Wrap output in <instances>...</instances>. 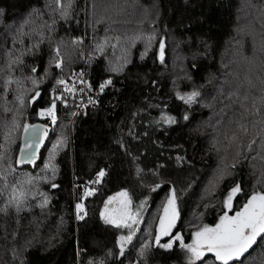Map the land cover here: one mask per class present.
<instances>
[{
  "label": "trees",
  "instance_id": "trees-1",
  "mask_svg": "<svg viewBox=\"0 0 264 264\" xmlns=\"http://www.w3.org/2000/svg\"><path fill=\"white\" fill-rule=\"evenodd\" d=\"M245 23L261 38L239 33ZM80 38L96 54L87 101L55 102L38 159L17 165L24 124L46 121L56 79L79 69ZM119 189L139 208L132 228L100 214ZM173 190L179 218L157 244ZM253 192L264 193V0H0V264H190L181 244L195 227ZM194 264L220 262L205 252ZM230 264H264V238Z\"/></svg>",
  "mask_w": 264,
  "mask_h": 264
},
{
  "label": "snow or ice",
  "instance_id": "snow-or-ice-1",
  "mask_svg": "<svg viewBox=\"0 0 264 264\" xmlns=\"http://www.w3.org/2000/svg\"><path fill=\"white\" fill-rule=\"evenodd\" d=\"M162 55L163 51L161 46V57ZM59 83L63 84L65 82L59 81ZM110 83V80L106 82V84ZM106 84L100 86L101 91H103ZM68 90L71 91V89ZM37 95H39V93H37ZM198 95V92H193L187 97L181 96L180 99L184 100L185 103L191 104ZM57 99H60V97H57ZM55 108L56 103L55 100H53L51 107L42 111L40 115L44 116L46 114L51 118L52 123L55 124ZM169 121L171 122V118H169ZM239 130L246 132L245 125L240 124ZM23 131L25 134V145L21 150V158L31 160L35 157V148L38 146V143H31L28 140V137H39L42 139L43 136L47 134V129L26 124L23 127ZM225 135L227 137L228 133H225ZM236 140L237 131L233 130L231 141ZM59 143H64V141H60ZM253 143H255V141H253ZM54 172L55 169H53V174ZM103 176L104 172L101 171L98 175L97 182H99V178ZM52 187H56V185H52ZM238 192H240L239 185L232 188L228 193L224 202L225 207L228 210L232 209L233 198ZM92 194V191L85 192V196ZM25 198L26 194L23 191L14 192L9 204L13 205L16 208V211L19 212ZM113 202H117L119 207L110 211L108 205L113 204ZM131 203V199L126 191L118 193L115 197H111L105 204V212L102 213L105 222L113 224L116 227L126 228H132L134 224L139 223L136 218L137 214L132 212ZM46 204L47 199L44 200L41 206L43 207ZM77 208L83 211L82 204H78ZM4 211H6V209H0V212ZM163 212L164 215L160 218L159 222V235L156 237L157 244H159L160 236L171 235V230L175 227L176 221L179 218L174 190L167 205L164 207ZM80 218L82 219L83 217L81 216ZM194 235L195 239L192 244H181V246L187 249L191 254L189 257L190 264H194L196 260H200L204 257L205 252L214 254L215 259L219 261L220 264H230V262L239 261L241 257H243L244 254L256 244L258 237L264 238V193H254L234 215L229 216L228 213L225 212V214L220 217L219 223L216 224L215 227L205 226ZM131 239V235L128 237H120L121 250H123L124 243L130 242ZM175 240L182 241V237L177 235L174 237L173 241L160 246L171 248ZM145 247H147V245H145Z\"/></svg>",
  "mask_w": 264,
  "mask_h": 264
},
{
  "label": "rangeland",
  "instance_id": "rangeland-1",
  "mask_svg": "<svg viewBox=\"0 0 264 264\" xmlns=\"http://www.w3.org/2000/svg\"><path fill=\"white\" fill-rule=\"evenodd\" d=\"M238 32L239 33H243V34H248L249 36H250V38H261V36L259 35V34H256V32H257V30L250 24V23H245L239 30H238ZM79 41H81V44H80V52H81V62H80V66L78 67L79 69H81L82 71L83 70H85L84 68H87V64H88V62L87 63H85V62H83L84 60H86V61H91L92 60V56H94V55H96L94 52H91V51H89L88 49H87V45H86V43H85V38H80L79 39ZM159 54H161V49L159 50ZM83 62V63H82ZM78 69V70H79ZM77 70H75V71H73L72 73H71V75L69 76V77H63V76H61V77H59V78H57L56 80L57 81H55V85H53L52 87H51V91H52V94H53V98L50 100V101H48L43 107H41V108H38V114L40 115V113L42 112V111H45L46 109H48V108H50L51 107V105H52V102H53V100H55V102H61V101H63L62 99H57V97H59V88H61V86H62V84L61 83H59V81H67V80H69L70 78H71V76L76 72ZM67 99H68V103H69V106L72 108V104H73V102H74V99H72L71 97H66ZM65 104V103H64ZM31 105V104H30ZM73 110H74V107H73ZM59 115V114H58ZM55 116L57 117V112H56V110H55ZM40 117H42V118H45V120H46V122H48L50 125H52L53 123H52V121H51V118L50 117H48L46 114L44 115V116H41L40 115ZM102 170H100V171H98L97 173H96V175H95V180H98V175H99V173L101 172ZM235 186H232L231 188H230V191H231V189L232 188H234ZM87 189V187H85L84 188V190H83V194H82V196H84L85 195V190ZM120 192H124L123 191V189H119V190H117L115 193H112V194H109V195H107L106 197H105V199H104V202H103V204H102V206H101V209H100V214H101V216L103 217V215H102V213H104L105 212V204L108 202V200L111 198V197H115V196H117V194L118 193H120ZM254 193H258V192H253V193H251L249 196H248V198H247V200L244 202V204L248 201V199L251 197V195H253ZM169 198H170V196L168 195V197L166 198V200L164 201V203H163V205H162V208H161V211H160V213H159V216H158V220H157V224H156V237L159 235V222H160V218L164 215V212H163V210H164V207L167 205V202H168V200H169ZM227 198V197H226ZM78 204H82V202L81 201H79V200H77L76 202H75V205H74V214L76 215V216H80L81 214H82V211L81 210H79L78 208H77V205ZM243 204V205H244ZM133 204L131 203V206H132ZM242 205V206H243ZM242 206H241V208H242ZM108 207H109V210L111 211L112 209H114V208H118L119 207V205L117 204V202H113V204H110V205H108ZM241 208H239L238 210H235V211H233V212H227V210L226 211H224V212H222L220 215H219V217H218V219L214 222V223H202V224H200V225H198V226H196L195 227V229L192 231V235H191V240L188 242V244H192L193 243V241H194V239H195V233L197 232V231H200L203 227H205V226H208V227H215L216 226V224H218L219 223V220H220V217H222L224 214H225V212H227L228 213V215L229 216H232V215H234L236 212H238ZM131 209H132V212L133 213H136L137 214V216H138V214H139V208H136V207H134V206H132L131 207ZM227 209V208H226ZM137 216H136V218H137ZM104 219V218H103ZM176 235H179V236H181L182 237V235H181V233H177ZM120 237V236H119ZM171 241V240H170ZM169 241V242H170ZM181 241V240H180ZM191 255V254H190Z\"/></svg>",
  "mask_w": 264,
  "mask_h": 264
},
{
  "label": "built area",
  "instance_id": "built-area-1",
  "mask_svg": "<svg viewBox=\"0 0 264 264\" xmlns=\"http://www.w3.org/2000/svg\"><path fill=\"white\" fill-rule=\"evenodd\" d=\"M87 63V62H85ZM85 70H77L69 80L65 81L62 84L61 88H59V97L60 99L71 97L74 99L73 107L74 111H77L81 108L83 103L87 101L89 91L91 89V84L87 81L86 69ZM68 89H71L69 91Z\"/></svg>",
  "mask_w": 264,
  "mask_h": 264
},
{
  "label": "water",
  "instance_id": "water-1",
  "mask_svg": "<svg viewBox=\"0 0 264 264\" xmlns=\"http://www.w3.org/2000/svg\"><path fill=\"white\" fill-rule=\"evenodd\" d=\"M26 124L45 128V129H47V134L45 136H43L42 139L39 138V137H31V136H29L28 140L31 143H33V144H37L38 143V146L35 148V153L36 154H35V157L33 159H31V160L22 159L21 158V150L24 148V145H25V134H24L23 128L21 129L19 144H18V148H17V152H16V163H17V165H22L24 163H30L31 165L34 164V162L38 159L39 151L42 148V146L44 145V143L46 141V138H47V136H48V134H49V132L51 130V125L48 122L42 120L41 118L29 121ZM26 124H24V125H26Z\"/></svg>",
  "mask_w": 264,
  "mask_h": 264
},
{
  "label": "bare ground",
  "instance_id": "bare-ground-1",
  "mask_svg": "<svg viewBox=\"0 0 264 264\" xmlns=\"http://www.w3.org/2000/svg\"><path fill=\"white\" fill-rule=\"evenodd\" d=\"M94 57H96L95 55L94 56H92V58H94ZM84 62H89V61H86V60H84Z\"/></svg>",
  "mask_w": 264,
  "mask_h": 264
}]
</instances>
